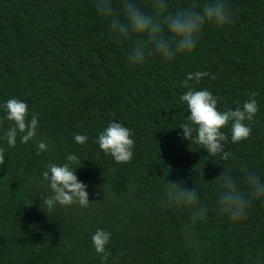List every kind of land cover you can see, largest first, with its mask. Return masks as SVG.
I'll return each mask as SVG.
<instances>
[{"label":"trees","instance_id":"trees-1","mask_svg":"<svg viewBox=\"0 0 264 264\" xmlns=\"http://www.w3.org/2000/svg\"><path fill=\"white\" fill-rule=\"evenodd\" d=\"M205 0H170L169 10ZM151 11L148 0H137ZM231 23H205L197 46L171 61L126 62L130 42L109 35L92 0H0V102H26L37 115V135L9 147L0 139V264H264V204L250 198L246 216L233 222L218 210V175L227 171L247 195L243 166L264 181V0H225ZM119 10V0H113ZM210 76L197 89L235 108L257 93L249 138L225 143L228 159L209 156L183 138L188 110L179 99L185 74ZM0 111V137L11 125ZM109 121L131 130L133 157L117 164L95 143ZM248 123V122H246ZM229 125L222 128L227 136ZM74 134L87 136L84 144ZM195 135V133H193ZM48 150L36 155V142ZM75 154L89 204L51 210L40 174ZM166 180L195 188L207 214L161 207ZM96 228L111 232L102 261L91 245Z\"/></svg>","mask_w":264,"mask_h":264},{"label":"clouds","instance_id":"clouds-1","mask_svg":"<svg viewBox=\"0 0 264 264\" xmlns=\"http://www.w3.org/2000/svg\"><path fill=\"white\" fill-rule=\"evenodd\" d=\"M92 3L97 16L107 21L109 35L117 40L130 42L126 62L131 66L142 65L153 56L161 61H171L177 55L190 53L197 46L205 23L218 26L231 23L225 0H205L199 9L189 5L175 11L169 10L170 0H148L151 11L142 10L137 0H119V10L113 7V0H92ZM208 76L209 72L201 70L185 74L181 85L186 90L180 94L179 99L186 105L188 115L185 122L178 126L182 130L183 138L200 145L209 156L228 159L229 152L224 150V144H238L249 138L252 131L249 125L258 111L255 99L257 93L252 91L241 105L220 111L216 107L217 98L208 89H197L190 83L199 84L202 78ZM0 111L3 112V120L12 122L0 137L9 147L15 146L18 136L19 142L24 144L37 135V115L32 113L28 118L26 102L10 97L0 102ZM229 122V134L226 136L222 128L229 125ZM73 139L78 144H84L88 138L83 134H74ZM95 143L99 150L111 156L117 164L128 163L133 157L134 141L131 130L120 122L109 121L97 133ZM47 150L48 143L44 140L36 142L37 156ZM3 160V150L0 149V163ZM80 164L81 160L71 153L65 156L63 163L47 164L40 174V183H46L49 191L41 196L40 208L51 210L57 205L66 207L74 204L81 208L88 206V186L76 174ZM243 170L247 195L231 173L223 170L218 175L217 208L233 222L246 216L250 198L264 204V181L257 172L248 170L246 165ZM197 189V186L185 188L182 187V182L165 179L160 206L191 208L194 223L207 214L205 205L194 207L199 201ZM111 235V232L102 228H96L91 235L92 248L102 261L109 257L106 246Z\"/></svg>","mask_w":264,"mask_h":264}]
</instances>
